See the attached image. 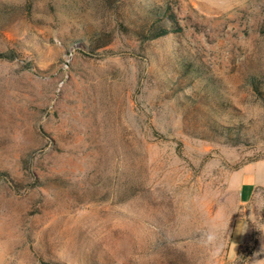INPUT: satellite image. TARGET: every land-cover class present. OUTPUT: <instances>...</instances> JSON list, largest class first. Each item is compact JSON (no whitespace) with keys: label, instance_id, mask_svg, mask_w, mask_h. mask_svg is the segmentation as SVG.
<instances>
[{"label":"rangeland","instance_id":"1","mask_svg":"<svg viewBox=\"0 0 264 264\" xmlns=\"http://www.w3.org/2000/svg\"><path fill=\"white\" fill-rule=\"evenodd\" d=\"M0 52V264H264V0H0Z\"/></svg>","mask_w":264,"mask_h":264},{"label":"trees","instance_id":"2","mask_svg":"<svg viewBox=\"0 0 264 264\" xmlns=\"http://www.w3.org/2000/svg\"><path fill=\"white\" fill-rule=\"evenodd\" d=\"M146 15L147 14L144 12L142 15L143 22L137 25V33L141 40L158 39L169 32L176 31V29H178L175 14L170 10L154 9L150 17ZM4 57H8V54L0 52V58ZM253 87L260 92L259 85L255 82H253Z\"/></svg>","mask_w":264,"mask_h":264},{"label":"crops","instance_id":"3","mask_svg":"<svg viewBox=\"0 0 264 264\" xmlns=\"http://www.w3.org/2000/svg\"><path fill=\"white\" fill-rule=\"evenodd\" d=\"M234 179L239 181V197L241 202H250L258 193L264 195V158L247 162Z\"/></svg>","mask_w":264,"mask_h":264},{"label":"clouds","instance_id":"4","mask_svg":"<svg viewBox=\"0 0 264 264\" xmlns=\"http://www.w3.org/2000/svg\"><path fill=\"white\" fill-rule=\"evenodd\" d=\"M216 239V235H215V233H209V234H207V240L209 241V242H212V241H214Z\"/></svg>","mask_w":264,"mask_h":264}]
</instances>
